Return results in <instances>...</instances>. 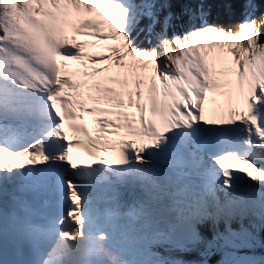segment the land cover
<instances>
[{"label": "snow or ice", "instance_id": "6c2138e0", "mask_svg": "<svg viewBox=\"0 0 264 264\" xmlns=\"http://www.w3.org/2000/svg\"><path fill=\"white\" fill-rule=\"evenodd\" d=\"M168 8L0 0V264H264V12Z\"/></svg>", "mask_w": 264, "mask_h": 264}, {"label": "trees", "instance_id": "16d2710c", "mask_svg": "<svg viewBox=\"0 0 264 264\" xmlns=\"http://www.w3.org/2000/svg\"><path fill=\"white\" fill-rule=\"evenodd\" d=\"M158 2H162V0H158ZM199 0H167L169 8L167 11L173 13V19L171 21V25L175 26L178 24H182L186 20V16L180 15L181 9L184 5L194 6L195 3H198ZM256 5V11L254 15L259 16L261 12H264V0H253ZM205 7L208 10V22L225 25V26H235L239 22L243 20V15L241 13V3L242 0H203ZM231 6L230 8L228 6ZM163 12L161 16H163ZM180 15V19L177 20L175 17ZM148 23L147 20L141 19V26L146 25ZM170 26L168 28V35L171 36L172 32L175 30L177 32L181 31L180 28H175ZM157 29L160 27L159 24L156 25ZM144 38V33H141L138 39L142 40ZM261 39H264V28L261 29ZM147 46V45H145ZM160 63L163 64L164 60L161 58ZM247 222L245 221V224ZM232 228L234 230H239L240 225L238 223H233ZM204 235L210 236L209 232H205ZM258 239L260 241L259 246L253 248H241L239 249V254L254 256L258 259L264 258V228L260 229L257 233ZM177 258L184 260L187 264H194V262L201 259L195 251H187V252H178L175 253ZM208 259V264H217V261L220 259L219 254H213Z\"/></svg>", "mask_w": 264, "mask_h": 264}, {"label": "rangeland", "instance_id": "374dc122", "mask_svg": "<svg viewBox=\"0 0 264 264\" xmlns=\"http://www.w3.org/2000/svg\"><path fill=\"white\" fill-rule=\"evenodd\" d=\"M176 18V17H175ZM142 39H143V37H142Z\"/></svg>", "mask_w": 264, "mask_h": 264}, {"label": "bare ground", "instance_id": "6f19581e", "mask_svg": "<svg viewBox=\"0 0 264 264\" xmlns=\"http://www.w3.org/2000/svg\"><path fill=\"white\" fill-rule=\"evenodd\" d=\"M80 164V163H79Z\"/></svg>", "mask_w": 264, "mask_h": 264}]
</instances>
